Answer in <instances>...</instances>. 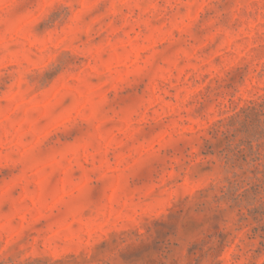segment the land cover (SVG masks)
<instances>
[{
    "label": "rangeland",
    "instance_id": "1",
    "mask_svg": "<svg viewBox=\"0 0 264 264\" xmlns=\"http://www.w3.org/2000/svg\"><path fill=\"white\" fill-rule=\"evenodd\" d=\"M0 264H264V0H0Z\"/></svg>",
    "mask_w": 264,
    "mask_h": 264
}]
</instances>
